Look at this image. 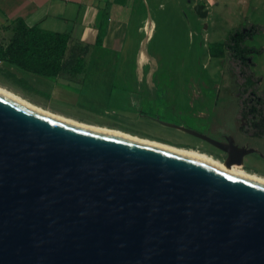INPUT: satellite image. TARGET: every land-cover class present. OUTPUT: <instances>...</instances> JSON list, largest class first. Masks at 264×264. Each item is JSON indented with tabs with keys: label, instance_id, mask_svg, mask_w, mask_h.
Listing matches in <instances>:
<instances>
[{
	"label": "water",
	"instance_id": "water-1",
	"mask_svg": "<svg viewBox=\"0 0 264 264\" xmlns=\"http://www.w3.org/2000/svg\"><path fill=\"white\" fill-rule=\"evenodd\" d=\"M0 264H264V184L0 94Z\"/></svg>",
	"mask_w": 264,
	"mask_h": 264
},
{
	"label": "rangeland",
	"instance_id": "rangeland-1",
	"mask_svg": "<svg viewBox=\"0 0 264 264\" xmlns=\"http://www.w3.org/2000/svg\"><path fill=\"white\" fill-rule=\"evenodd\" d=\"M191 6H197V11L186 5L172 12L171 17L163 11L154 14V20L146 26V39L138 57L90 60L83 72L72 77V84L62 82L68 90L49 88L39 79L46 77L23 71L35 79L3 64L0 85L72 119L198 150L214 158L216 148L163 122L216 138L233 129L238 111L237 87L227 55L223 51L212 60L205 46L207 42L223 43L229 32L248 23L264 27V0H192ZM248 44L264 48V29ZM254 60L253 71L262 78L259 87L264 89V51L255 54ZM199 87L206 92L209 106L215 102L212 108L203 107L206 101L200 95L205 92ZM192 94L196 99L200 97L195 106L190 103ZM241 140L257 151L247 157L245 170L264 177V137Z\"/></svg>",
	"mask_w": 264,
	"mask_h": 264
},
{
	"label": "crops",
	"instance_id": "crops-1",
	"mask_svg": "<svg viewBox=\"0 0 264 264\" xmlns=\"http://www.w3.org/2000/svg\"><path fill=\"white\" fill-rule=\"evenodd\" d=\"M191 1L0 0V42L4 45L9 43L13 32L11 30H5L4 28L9 26L17 18H23L29 26H37L45 31L70 32L73 37L70 44L71 47L89 46V51L85 57L86 66L81 71L83 72L90 60L96 61L103 57L128 60L129 58L138 57L141 53V46L146 39V26L154 20V14L163 11L167 12L171 17L172 12L186 5L191 10L197 11V6L192 8ZM204 9L205 6L202 7V10ZM200 17L207 18V16ZM98 38H101V45H98ZM208 46L209 43L207 42L205 49L206 53L210 54ZM210 57L212 60L218 58L211 55ZM0 64L15 68L21 72L24 71L7 62H0ZM25 74L38 79L28 73ZM75 74L78 73H73L66 69L58 77L43 76L47 79H39L50 85L51 87L49 88L55 86L64 90L69 86L62 84V82L68 85L72 84V77ZM199 90L202 93L205 92L203 87H199ZM201 96L206 101L203 107L205 109L212 108L215 102L212 101L211 106L207 104L210 102L206 97V92ZM200 97L196 99L192 94L191 105L193 104L195 106L196 101Z\"/></svg>",
	"mask_w": 264,
	"mask_h": 264
},
{
	"label": "trees",
	"instance_id": "trees-1",
	"mask_svg": "<svg viewBox=\"0 0 264 264\" xmlns=\"http://www.w3.org/2000/svg\"><path fill=\"white\" fill-rule=\"evenodd\" d=\"M4 29L11 30L13 35L7 45L0 42V62L34 74L54 77L66 69L79 73L86 66L89 46L71 47L73 37L70 32L45 31L29 26L23 18L15 19ZM263 29L262 25L248 23L229 32L223 43L209 45L210 54L214 57H220L225 51L229 72L240 91L237 112L249 119L248 132L260 137H264V89H260L262 78L256 75L253 67L256 64L254 55L261 54L264 48L249 45L248 41ZM98 45H101V38H98ZM218 46L223 50H216Z\"/></svg>",
	"mask_w": 264,
	"mask_h": 264
},
{
	"label": "bare ground",
	"instance_id": "bare-ground-1",
	"mask_svg": "<svg viewBox=\"0 0 264 264\" xmlns=\"http://www.w3.org/2000/svg\"><path fill=\"white\" fill-rule=\"evenodd\" d=\"M0 94L19 103L20 105L33 110L35 112L41 113L43 115L49 116L51 118L72 124L74 126L77 127H81L87 130H91V131H96V132H101V133H106V134H111V135H115V136H120V137H125V138H130L139 142H143L146 144H151L154 146H158L161 148H165L167 150L185 155V156H189L192 158H196V159H200L203 161H206L208 163L213 164L214 166H217L229 173H232L234 175H238L241 177H245L254 181H257L259 183L264 184V177L260 176L256 173H251L246 171L242 166L239 165H235L229 162H222L220 160H217L215 158H213L212 156L198 151V150H193V149H188V148H180V147H175L166 143H162L156 140H152V139H148V138H142L139 136H135L132 135L130 133L121 131L119 129H115V128H109V127H105V126H99V125H92L90 123H86V122H82L79 120H75L72 119L70 117L64 116L62 114L56 113L54 111H51L49 109H46L40 105H37L33 102H31L30 100H28L26 97H24L23 95L3 86L0 85Z\"/></svg>",
	"mask_w": 264,
	"mask_h": 264
},
{
	"label": "flooded vegetation",
	"instance_id": "flooded-vegetation-1",
	"mask_svg": "<svg viewBox=\"0 0 264 264\" xmlns=\"http://www.w3.org/2000/svg\"><path fill=\"white\" fill-rule=\"evenodd\" d=\"M236 87H237V85H236ZM239 95H240V91H239V87H237V98L239 97ZM234 119H235V121L233 124V129L231 131L228 130V131L221 132L220 137L216 138V137H211V136L205 134L208 137L215 140L218 144L210 142V141L203 139L201 137H198L196 135H193V134H191V135L203 140L204 142H206V143L210 144L211 146H213L214 148H216L218 152L216 154L214 153L213 155L215 157H217L220 161L229 162V163H232L235 165H238L237 162L242 161V165H239V166H242L245 169V167L248 168L247 162H246L247 157L249 156V154H253V153L257 154V151L255 149L251 148L250 145H248V144H242L241 138L243 140H245V139H249L252 137H260V136L251 135L248 132V130L250 128L249 127L250 121L245 116H240L237 112ZM185 133L190 135V133H188L186 131H185ZM239 135H241V137ZM242 148H244V149L240 150ZM250 149H253V152L244 153ZM250 172H252V171H250ZM254 173H256V172H254Z\"/></svg>",
	"mask_w": 264,
	"mask_h": 264
}]
</instances>
